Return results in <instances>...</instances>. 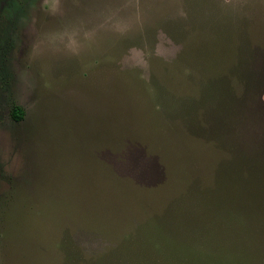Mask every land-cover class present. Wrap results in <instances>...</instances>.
Here are the masks:
<instances>
[{
	"label": "rangeland",
	"instance_id": "1",
	"mask_svg": "<svg viewBox=\"0 0 264 264\" xmlns=\"http://www.w3.org/2000/svg\"><path fill=\"white\" fill-rule=\"evenodd\" d=\"M0 264H264V0H0Z\"/></svg>",
	"mask_w": 264,
	"mask_h": 264
},
{
	"label": "trees",
	"instance_id": "2",
	"mask_svg": "<svg viewBox=\"0 0 264 264\" xmlns=\"http://www.w3.org/2000/svg\"><path fill=\"white\" fill-rule=\"evenodd\" d=\"M12 115H13L15 120L21 121L24 117V110L21 107H16L12 111ZM261 199L263 200V196H261Z\"/></svg>",
	"mask_w": 264,
	"mask_h": 264
}]
</instances>
